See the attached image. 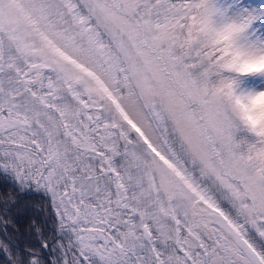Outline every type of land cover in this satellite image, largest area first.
Listing matches in <instances>:
<instances>
[{
	"label": "snow or ice",
	"instance_id": "obj_1",
	"mask_svg": "<svg viewBox=\"0 0 264 264\" xmlns=\"http://www.w3.org/2000/svg\"><path fill=\"white\" fill-rule=\"evenodd\" d=\"M0 189V264H264V0H0Z\"/></svg>",
	"mask_w": 264,
	"mask_h": 264
},
{
	"label": "trees",
	"instance_id": "obj_2",
	"mask_svg": "<svg viewBox=\"0 0 264 264\" xmlns=\"http://www.w3.org/2000/svg\"><path fill=\"white\" fill-rule=\"evenodd\" d=\"M0 191H3V189H0ZM36 201L32 197H28L25 200L26 205H33ZM34 217V213L29 211L28 213L21 215L19 217L18 224L15 225L13 228L14 235H11L9 238L14 240H19L21 245L27 244L29 242V237L27 236V225L31 222V220ZM4 236V233L2 230H0V239H2Z\"/></svg>",
	"mask_w": 264,
	"mask_h": 264
}]
</instances>
